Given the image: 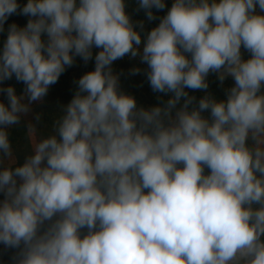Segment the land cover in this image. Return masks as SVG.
<instances>
[{
    "label": "clouds",
    "instance_id": "9594fccd",
    "mask_svg": "<svg viewBox=\"0 0 264 264\" xmlns=\"http://www.w3.org/2000/svg\"><path fill=\"white\" fill-rule=\"evenodd\" d=\"M127 6L0 0V245L11 264H264V0H135L147 31ZM77 58L93 70L19 162L10 129ZM123 59L158 103L122 90Z\"/></svg>",
    "mask_w": 264,
    "mask_h": 264
},
{
    "label": "trees",
    "instance_id": "16d2710c",
    "mask_svg": "<svg viewBox=\"0 0 264 264\" xmlns=\"http://www.w3.org/2000/svg\"><path fill=\"white\" fill-rule=\"evenodd\" d=\"M27 0H18V3L25 4ZM127 8L126 11H128L133 20H145V30H150L152 27L156 26L159 23V20H155L152 22H148L145 18L144 12L141 10L140 12L135 11V0H126ZM172 0H166V4L168 7L171 6ZM155 11V10H154ZM167 8L164 11L156 13L157 16H162L166 13ZM28 17L20 16V15H13L9 18L7 21L5 28H7L8 24H11L13 22L17 23L19 26H23L26 24ZM6 33L0 34V47H2V41L5 38ZM96 51V50H94ZM245 58H248V54H244ZM133 67H140L141 69L146 68V65H141L137 60H128L123 59L120 61H117L114 64V70L117 73H122L120 77L121 87L122 90L125 92L134 95L137 99L138 103L144 106H152L158 101L155 99L151 88L146 80V76L144 75L143 71L141 74L138 75H130V69ZM94 68V60L89 61L87 65L84 64V62L80 59H76V63L74 66L68 68L59 78V81L53 85L47 97L45 100L40 103L43 111V117L46 122L51 123V116L50 114L55 113L58 110L59 104H67L70 99L72 98L74 91H75V84L74 81L79 79L81 75H83L85 72L91 71ZM209 79V91L214 94L218 99H224V88L230 87L233 84L232 79L229 77L224 82V85L221 86L219 82L217 81L215 75H210L208 77ZM8 85H14L17 91V94H20L23 89V84L18 83L13 78L10 81L5 82V86ZM191 95H195L197 99L200 98L202 95L200 92H190ZM2 95L3 99H6V97ZM164 99H167V97H164ZM207 115V113H205ZM3 197L0 196V199ZM11 256L12 251L11 250H5L3 246H0V264H11Z\"/></svg>",
    "mask_w": 264,
    "mask_h": 264
},
{
    "label": "rangeland",
    "instance_id": "374dc122",
    "mask_svg": "<svg viewBox=\"0 0 264 264\" xmlns=\"http://www.w3.org/2000/svg\"><path fill=\"white\" fill-rule=\"evenodd\" d=\"M0 101L7 103V100L3 99L1 94ZM37 113H43L40 103H34L32 105V111L22 118L21 123L10 129V139L13 142V147L17 150L16 155L21 163L23 162L25 155L31 150L30 147H26L29 144L30 137L25 133V130L28 122L31 121L32 123H36L35 115ZM44 124H49V122H46L43 117V123H36V127L41 129L44 133H47L50 128H44Z\"/></svg>",
    "mask_w": 264,
    "mask_h": 264
}]
</instances>
